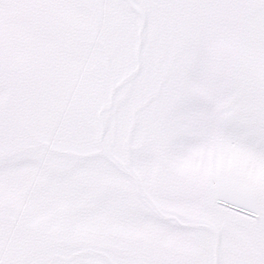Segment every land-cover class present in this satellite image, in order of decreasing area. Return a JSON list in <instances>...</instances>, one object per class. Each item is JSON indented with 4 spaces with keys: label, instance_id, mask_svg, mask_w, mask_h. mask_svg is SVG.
<instances>
[{
    "label": "snow or ice",
    "instance_id": "snow-or-ice-1",
    "mask_svg": "<svg viewBox=\"0 0 264 264\" xmlns=\"http://www.w3.org/2000/svg\"><path fill=\"white\" fill-rule=\"evenodd\" d=\"M0 264H264V0H0Z\"/></svg>",
    "mask_w": 264,
    "mask_h": 264
}]
</instances>
